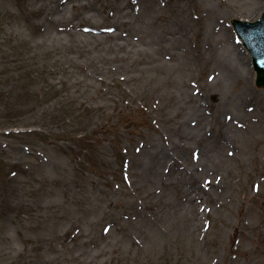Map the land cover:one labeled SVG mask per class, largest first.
<instances>
[{
    "label": "rangeland",
    "instance_id": "rangeland-1",
    "mask_svg": "<svg viewBox=\"0 0 264 264\" xmlns=\"http://www.w3.org/2000/svg\"><path fill=\"white\" fill-rule=\"evenodd\" d=\"M263 9L0 0V264H264Z\"/></svg>",
    "mask_w": 264,
    "mask_h": 264
},
{
    "label": "water",
    "instance_id": "water-1",
    "mask_svg": "<svg viewBox=\"0 0 264 264\" xmlns=\"http://www.w3.org/2000/svg\"><path fill=\"white\" fill-rule=\"evenodd\" d=\"M260 26H262L264 28V18L260 21ZM256 42V41H255ZM258 44L254 45V48L256 49V51H264V43H261L260 40H257ZM260 76L262 77V72L260 71Z\"/></svg>",
    "mask_w": 264,
    "mask_h": 264
}]
</instances>
